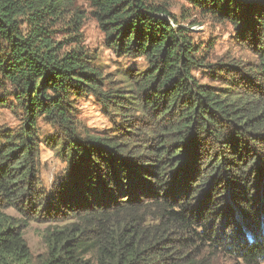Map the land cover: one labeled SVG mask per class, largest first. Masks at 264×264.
Wrapping results in <instances>:
<instances>
[{"label": "trees", "instance_id": "trees-1", "mask_svg": "<svg viewBox=\"0 0 264 264\" xmlns=\"http://www.w3.org/2000/svg\"><path fill=\"white\" fill-rule=\"evenodd\" d=\"M72 1L0 0V89L25 112L0 136V264H34L25 228L58 220L40 264H263L264 0H186L258 60L217 70L158 0H84L115 53L148 61L130 93L107 88L85 47L54 45L46 16ZM85 96L114 132L79 131L73 98ZM41 116L64 133L67 173L52 194L40 183Z\"/></svg>", "mask_w": 264, "mask_h": 264}, {"label": "rangeland", "instance_id": "rangeland-1", "mask_svg": "<svg viewBox=\"0 0 264 264\" xmlns=\"http://www.w3.org/2000/svg\"><path fill=\"white\" fill-rule=\"evenodd\" d=\"M158 1L169 8L181 26L189 29L193 42L200 47L210 69L217 70L223 65L231 69V65L239 67L258 62L246 42L236 36L229 24L220 22L210 17L205 11L192 7L186 0ZM72 2L65 4L62 13L52 12L46 16L45 24L54 45L61 43L62 51H67L76 45L85 47L92 53L94 63L106 77L107 88L114 91L125 90L130 93L129 74L145 70L148 61L144 57L120 56L115 53L107 45L105 33L88 3L84 0H73ZM20 21L22 30L25 33L30 32L31 25L24 15L20 16ZM199 75L204 81H209L204 71ZM73 103L74 117L83 135L115 131L114 123L95 97L73 98ZM24 119L25 112L15 99V89L10 86L0 89V136L18 131L24 125ZM38 130L42 141L40 144V183L44 187L45 181L51 180V191H47L52 194L54 185L63 180L67 173V163L61 157L60 152L64 133L58 126L50 123L45 116L38 119ZM8 212L20 219L25 218L23 213L14 209ZM64 224L66 222L61 220L54 223L31 221L25 228L24 237L29 245L34 264H40L48 253L45 241L46 231L55 225ZM217 262L232 264L234 260L221 255Z\"/></svg>", "mask_w": 264, "mask_h": 264}, {"label": "clouds", "instance_id": "clouds-1", "mask_svg": "<svg viewBox=\"0 0 264 264\" xmlns=\"http://www.w3.org/2000/svg\"><path fill=\"white\" fill-rule=\"evenodd\" d=\"M44 187L48 190L51 191V180H46Z\"/></svg>", "mask_w": 264, "mask_h": 264}]
</instances>
